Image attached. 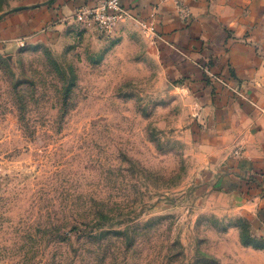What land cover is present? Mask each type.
<instances>
[{"label": "rangeland", "instance_id": "374dc122", "mask_svg": "<svg viewBox=\"0 0 264 264\" xmlns=\"http://www.w3.org/2000/svg\"><path fill=\"white\" fill-rule=\"evenodd\" d=\"M53 3L0 0V264H244L242 233L264 250L224 179L243 147L212 144L234 71L138 14L108 31L39 12Z\"/></svg>", "mask_w": 264, "mask_h": 264}, {"label": "crops", "instance_id": "0c3cea01", "mask_svg": "<svg viewBox=\"0 0 264 264\" xmlns=\"http://www.w3.org/2000/svg\"><path fill=\"white\" fill-rule=\"evenodd\" d=\"M100 1L54 0L55 9L47 5L39 12L45 17L55 13L70 20L78 7L94 6ZM186 1L195 18L189 27L179 20L173 0H121V3L130 13L146 19L149 25L156 23L157 33L164 38L161 40L164 43L169 40V46L179 53L189 54L192 60L208 59L217 71L222 65L228 76L230 70L234 71L235 77L230 78L240 86V95L229 90L230 95L222 97L225 104L222 112H227V117L215 129L212 144L225 147L230 143L235 146L232 151L242 145L241 155L228 161L230 174L224 179L242 180L243 188L240 187L238 193L254 200L253 234L264 236V0ZM152 19L155 22H151ZM38 22L33 23L32 28H38L41 21ZM207 103L205 110L215 113L213 101ZM231 136H235L238 143H233ZM240 246L242 252L238 256L244 264H264V250L251 244Z\"/></svg>", "mask_w": 264, "mask_h": 264}, {"label": "built area", "instance_id": "2783aa9c", "mask_svg": "<svg viewBox=\"0 0 264 264\" xmlns=\"http://www.w3.org/2000/svg\"><path fill=\"white\" fill-rule=\"evenodd\" d=\"M73 12L78 22L97 23L108 31H112L120 19L131 16V13L123 7L121 0H102L94 6H80Z\"/></svg>", "mask_w": 264, "mask_h": 264}, {"label": "trees", "instance_id": "16d2710c", "mask_svg": "<svg viewBox=\"0 0 264 264\" xmlns=\"http://www.w3.org/2000/svg\"><path fill=\"white\" fill-rule=\"evenodd\" d=\"M241 240H242V243L244 244L254 245L253 244L254 240L250 237V235H246L242 233ZM254 246L257 247L256 244Z\"/></svg>", "mask_w": 264, "mask_h": 264}]
</instances>
